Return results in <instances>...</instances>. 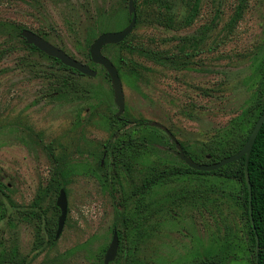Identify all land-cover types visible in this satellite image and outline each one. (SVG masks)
<instances>
[{"label":"rangeland","instance_id":"374dc122","mask_svg":"<svg viewBox=\"0 0 264 264\" xmlns=\"http://www.w3.org/2000/svg\"><path fill=\"white\" fill-rule=\"evenodd\" d=\"M133 1L135 12L145 7ZM151 8H168L173 23L141 19L130 34L139 51L102 49L123 86L125 108L116 119L109 78L83 55L98 35L128 24L127 1L0 0V264H103L114 232L119 247L109 264H185L219 248L223 229L242 233L241 209L219 198L216 176L156 184L153 174L149 190L140 196L138 188L147 167L152 174L182 166L152 123L196 156L243 126L264 68V0H153ZM18 29L42 35L96 76H78L30 50ZM132 62L141 66L138 75ZM125 116L157 130L111 122ZM133 139L149 140L150 151L127 171L108 143ZM61 165L69 171L63 180ZM225 185L239 192L237 183ZM60 189L67 215L55 240ZM51 226L54 242L44 245Z\"/></svg>","mask_w":264,"mask_h":264},{"label":"trees","instance_id":"16d2710c","mask_svg":"<svg viewBox=\"0 0 264 264\" xmlns=\"http://www.w3.org/2000/svg\"><path fill=\"white\" fill-rule=\"evenodd\" d=\"M127 1V0H126ZM153 0H144L143 5L145 7L136 10V23H138L141 19H145V21L158 20V23L171 25L172 15L170 11L168 12V8L164 10L159 9L155 10L151 8ZM189 16L186 15L183 19L185 26L190 24ZM127 23L130 21V16L127 14ZM22 29H18L17 36L20 37V32ZM42 37V35L39 34ZM95 36V35H92ZM44 37V35H43ZM130 35L124 39L121 43L117 45H112L113 47H117L120 49L131 48L130 50L139 51L137 45H133L132 39H130ZM23 43L26 45L25 41L22 39ZM109 46V45H107ZM104 46V47H107ZM30 50L36 51L40 54L35 47L26 45ZM103 47V48H104ZM102 48V49H103ZM151 54V53H150ZM44 55V54H43ZM165 59L173 60V56L165 55ZM187 58L189 55L186 54L184 58L181 60L184 64H187ZM55 63H58L60 67L70 72L77 74L78 76L85 77L84 75L78 73L77 71L70 69L68 67L63 66L58 60L54 58H49ZM83 60L89 63V65L93 68L99 67L106 77L108 75L104 71V69L100 66L94 65L89 56V52H86L83 55ZM182 62V63H183ZM183 64V65H184ZM141 66L136 62H132L129 66L132 74L138 75L140 72ZM116 69L119 72V67L116 66ZM109 78V77H108ZM67 82V80L62 81ZM87 90V89H86ZM78 88L76 92H78ZM264 111V68L261 70V80H259L257 88L255 90V95L253 102L248 109V118L243 123L235 133L229 135L222 139L221 141L215 144H206L203 147V153L200 156H196L193 153L189 152L184 146H182L183 152L187 157H190L194 162L202 163V164H212L220 161L221 159L234 155L238 153L244 143L246 142L251 130L253 129L257 119ZM111 122L117 125H132L135 129H144L151 128L153 130H157L153 127H150V123L143 119L132 120L130 121L126 116L122 117L121 120H115L111 118ZM127 136L131 137V134ZM150 141L146 139L141 140H117L111 141L108 144H111V148L114 147V163L116 166H122L127 171H130L132 167L129 165V162L136 161L143 152H149L150 147L147 145ZM171 146L174 148L173 144ZM182 166H171L166 165L163 168H155L156 172L151 174L152 167H147L143 176L141 177V186L138 188V193L140 196L144 194L145 191L149 190L153 184V180L151 176L154 174V180L158 183H170L176 177L195 174V175H213L218 177L222 181V186L219 188H215L214 190L218 193L219 198H228L230 200H234L238 207L241 209L240 215H242L245 219V225L241 228V234L237 237L236 232L233 233L232 229H223L224 233L221 237L220 247L216 250L208 251L201 259H197L192 263L185 264H264V123L256 137V140L253 144L251 154L248 162V175L251 184V192H252V218L255 228V233L252 229L248 218V194L247 187L244 180V158H241L238 161L233 163L224 165L218 170L211 172H199L190 169L187 167L182 161H180ZM62 164V162H61ZM154 168V167H153ZM69 171L63 169L62 165L59 169L58 176L60 180H63L65 177H68ZM226 182H234L240 186L239 192L237 195L232 192L230 188H227ZM141 200V199H140ZM205 203H203L204 205ZM214 207L217 208L218 205L214 202ZM223 201L219 204V207L223 208ZM58 211V209L56 208ZM223 211V210H222ZM131 217L129 215H125L124 222L130 221ZM47 239L43 243L44 245L54 242L53 234H54V226H51L47 229ZM255 234L258 237V253L255 252ZM240 236L242 239V245L240 242ZM41 246V245H40ZM43 246V245H42ZM120 257V253L118 254L117 259ZM14 258H8L4 261V264H16Z\"/></svg>","mask_w":264,"mask_h":264},{"label":"water","instance_id":"95a60500","mask_svg":"<svg viewBox=\"0 0 264 264\" xmlns=\"http://www.w3.org/2000/svg\"><path fill=\"white\" fill-rule=\"evenodd\" d=\"M127 11H128V15L130 16L129 23L119 31L104 32L98 35L96 39L92 42V44L89 46V51H88L91 62L94 65L102 67L109 77L111 90L113 94V102L117 108V113L115 115L116 119L120 118L125 108L123 86L116 67L106 56L102 54V48L107 45H117L131 34L136 24V12H135L133 0H127ZM20 37L25 41L26 45L33 46L38 51L45 54L46 56L58 60L63 66L73 69L78 73L90 78L96 76V71H94L89 65L72 58L62 49L52 45L51 43H49L47 40L37 35L36 33L28 29H22L20 32ZM263 123H264V111L257 119L242 149L238 153L225 157L220 161L212 164H202V163L194 162L191 158L187 157L184 154L180 143L174 138V136L171 134L170 131H168L166 128H164L162 125L158 123H152V125L156 128L162 129L166 133L170 141L174 144V149L171 150V153L192 170L199 172H211L220 169L224 165L233 163L235 161L240 160L241 158H244V180L248 194V205H247L248 218L252 226V229L255 233V228L252 218V192H251V184L248 175V162L253 144L256 140V137ZM55 205L60 212L57 218L56 230L54 235V239L57 240L63 230L67 215V199H66L65 191L63 189L59 190ZM118 247H119L118 235L116 232H114L112 235V239L109 243V246L104 254L103 264H109L115 260ZM255 252L256 254L258 253V237L256 234H255Z\"/></svg>","mask_w":264,"mask_h":264},{"label":"flooded vegetation","instance_id":"af4514ba","mask_svg":"<svg viewBox=\"0 0 264 264\" xmlns=\"http://www.w3.org/2000/svg\"><path fill=\"white\" fill-rule=\"evenodd\" d=\"M172 143V142H171ZM173 144V143H172ZM173 146H174V144H173ZM57 208V207H56ZM59 211V210H58ZM60 213V212H59ZM56 230V229H55Z\"/></svg>","mask_w":264,"mask_h":264}]
</instances>
